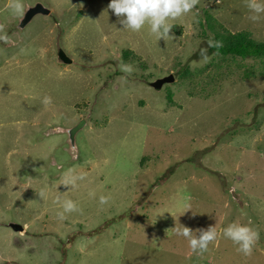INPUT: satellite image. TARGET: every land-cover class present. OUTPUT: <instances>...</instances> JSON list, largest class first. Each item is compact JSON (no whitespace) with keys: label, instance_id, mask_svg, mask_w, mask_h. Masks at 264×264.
Instances as JSON below:
<instances>
[{"label":"rangeland","instance_id":"1","mask_svg":"<svg viewBox=\"0 0 264 264\" xmlns=\"http://www.w3.org/2000/svg\"><path fill=\"white\" fill-rule=\"evenodd\" d=\"M110 2L0 0V264H264V60L208 53L216 33L264 43V14L198 0L160 37ZM232 223L258 233L251 255ZM181 226L217 237L198 254Z\"/></svg>","mask_w":264,"mask_h":264},{"label":"clouds","instance_id":"2","mask_svg":"<svg viewBox=\"0 0 264 264\" xmlns=\"http://www.w3.org/2000/svg\"><path fill=\"white\" fill-rule=\"evenodd\" d=\"M198 0H111L108 8L119 18V23L123 29L140 31L145 24L150 26L153 34L160 37L167 36L171 31L170 19L178 18L184 14L190 13L197 5ZM249 8L256 13L252 16L253 20L264 14V0L256 2L249 0ZM17 10L20 5H16ZM122 70L131 71L129 66H123ZM44 103H50L49 98H45ZM108 198L100 197V203H107ZM77 210V205L72 200L63 202V211L58 213L59 219L65 218L64 213H70ZM182 227L178 235L189 240L193 252L203 254L208 250V245L217 237L216 227L198 230V235H194L192 229ZM223 235L231 240L234 245L238 246L237 250L244 255H251L254 245L259 238L258 233L249 225L232 223L223 230Z\"/></svg>","mask_w":264,"mask_h":264},{"label":"trees","instance_id":"3","mask_svg":"<svg viewBox=\"0 0 264 264\" xmlns=\"http://www.w3.org/2000/svg\"><path fill=\"white\" fill-rule=\"evenodd\" d=\"M210 55L219 54L222 57L241 58L244 61L249 59L264 60V43L250 39L249 33L226 34L216 33L214 44L208 49ZM200 53L196 54V58ZM128 58V54H127Z\"/></svg>","mask_w":264,"mask_h":264},{"label":"water","instance_id":"4","mask_svg":"<svg viewBox=\"0 0 264 264\" xmlns=\"http://www.w3.org/2000/svg\"><path fill=\"white\" fill-rule=\"evenodd\" d=\"M49 14H51V11L49 9L44 8L43 5L41 4H37L36 6H34L33 8H30L26 12L25 17L21 23V27H25L37 15H49ZM58 57L64 64L70 65L73 63V60L70 57H68V55L65 53L63 49H59ZM173 82H175V77L173 75H170V76L156 80L154 83H152V87L157 90H160L165 84H171ZM84 125H85V121H82L76 127H74L73 129L69 131V135H70L72 143H74L75 135L78 133V131H80L84 127ZM10 227L15 232H20L24 230L23 226L18 225V224H11Z\"/></svg>","mask_w":264,"mask_h":264}]
</instances>
